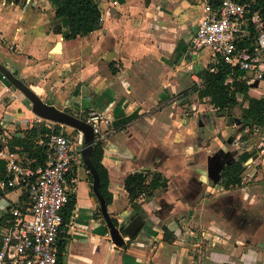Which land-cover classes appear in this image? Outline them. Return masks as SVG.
Segmentation results:
<instances>
[{
	"label": "crops",
	"instance_id": "crops-1",
	"mask_svg": "<svg viewBox=\"0 0 264 264\" xmlns=\"http://www.w3.org/2000/svg\"><path fill=\"white\" fill-rule=\"evenodd\" d=\"M38 1L50 12L0 0V39L17 43L16 53L0 44V63L44 102L94 108L112 124L102 140L107 203L99 177L95 185L83 163L77 131L35 115L29 98L0 72V149L41 122L73 134L79 153L68 175L73 208L58 233L64 264H264V193L244 184L225 188L220 175L245 151L206 114L222 111L195 92L180 94L201 82L198 70L209 63L208 52L192 53L189 42L209 0H102L99 27L73 39L52 25L53 5ZM228 138L234 143L223 151ZM141 170L160 171L168 183L131 202L123 181ZM25 197L20 186L7 188L0 227L9 205ZM106 216L122 245L113 241ZM136 216L143 223L129 237L124 227Z\"/></svg>",
	"mask_w": 264,
	"mask_h": 264
},
{
	"label": "built area",
	"instance_id": "built-area-1",
	"mask_svg": "<svg viewBox=\"0 0 264 264\" xmlns=\"http://www.w3.org/2000/svg\"><path fill=\"white\" fill-rule=\"evenodd\" d=\"M254 2L206 1L189 41L192 53L206 50L209 62L223 60L244 71L241 78L249 84L264 79V16L254 8ZM111 4L116 5L117 0ZM248 39L249 45H239ZM246 73L252 79H247ZM189 109L196 110L193 106ZM77 116L91 125L95 141H102L107 127L111 129L110 118L97 109L81 108ZM49 129L48 153L41 166H24L16 153L0 149V162L5 161L8 173V179L0 182V197L7 188L16 186L26 193L23 201L9 205L10 217L0 227V264H57L62 211L73 190L68 175L79 161V153L72 147L70 132ZM75 137L76 144L82 145V133L77 130Z\"/></svg>",
	"mask_w": 264,
	"mask_h": 264
},
{
	"label": "trees",
	"instance_id": "trees-1",
	"mask_svg": "<svg viewBox=\"0 0 264 264\" xmlns=\"http://www.w3.org/2000/svg\"><path fill=\"white\" fill-rule=\"evenodd\" d=\"M15 4L24 3L27 0H6ZM54 7V15L58 20L63 38L73 39L77 36L86 35L97 29L100 24L101 10L97 0H48ZM210 2L212 0H209ZM254 8L258 9L264 16V0H255ZM250 44V39L239 43L240 46ZM114 71V70H113ZM200 83H193L189 88L180 92L187 95L195 92L200 100L208 102L219 111H230L240 104L239 95L246 101L242 106V124L249 129L258 128L264 131V96L254 97L249 94L251 85L241 76L244 71L230 66L223 60L209 62L199 72ZM59 130V125L55 127ZM74 131H77L74 129ZM46 129L41 124H34L23 130L20 136H11L7 140L10 151L20 156V163L28 167H37L44 164L48 153ZM250 152H243L239 157L228 163L221 172L225 188H232L243 184L239 172L244 167V162L250 157ZM102 141L97 140L90 150V161L99 177V189L106 198L111 201V195L107 190L109 184L108 172L101 163ZM8 179L5 163L0 162V182ZM124 188L128 193L129 200L134 202L141 195L152 194L157 188L167 186L168 178L160 171L141 170L129 173L124 178ZM150 198V196H148ZM149 200V199H148ZM73 208V200L69 201L63 208V223L66 222L68 214ZM116 222L115 220H113ZM164 232L166 229L164 227ZM65 238H57V264H64L63 251Z\"/></svg>",
	"mask_w": 264,
	"mask_h": 264
},
{
	"label": "rangeland",
	"instance_id": "rangeland-1",
	"mask_svg": "<svg viewBox=\"0 0 264 264\" xmlns=\"http://www.w3.org/2000/svg\"><path fill=\"white\" fill-rule=\"evenodd\" d=\"M108 1L111 2V0H108ZM97 2L100 5L102 3V0H97ZM26 3L28 6H31L32 8H38L39 12H42V11L50 12L49 8H44V7L42 8V5H43L42 1L27 0ZM53 19L54 20L52 21V25L57 24L58 20H55L56 18H53ZM8 26L9 25H7V29H8ZM4 28L6 29V27ZM0 44L2 47L9 50L10 52L16 53V50H17L16 42H12V40H5L1 38ZM199 69L201 70L202 68H199ZM263 72H264V69H263ZM246 75H247V79H252L250 78V75L248 73H246ZM1 79L3 78L1 77ZM250 85L252 89L249 90V94L251 96H254V97L264 96V79L261 78L258 80H254ZM187 99H189L188 102H190L191 98H187ZM239 101H240L239 105L235 106L230 111H222V114L220 115L217 114L218 117H216L215 113L212 111H209L206 114L208 118L210 117L215 118L214 121L218 123L217 126H218L219 132H226L232 135L231 137H238L237 138L238 145L235 146L238 152L247 151L251 153L250 157L244 162L243 164L244 167L239 172V175H241V180L243 181L244 185H249L252 188H255V190L258 189L259 193H264V131H261L258 128L249 129L248 127H245L242 124L241 111H242V106L246 105V101L242 99L241 95H239ZM61 109L67 112H70L76 116L78 112L80 111V108H71V107L68 108L66 106H64ZM37 124H41L46 129V132L44 133V135L47 138V133L50 130L49 126H47L45 122H41ZM57 125L58 124H50V126L54 128ZM207 125H208V128L204 129L206 133L210 129L211 125H213V123L209 121L207 122ZM71 129L73 128L69 127V131ZM73 139H74L73 134H71V141ZM214 141L218 142L219 140L217 138H214ZM219 145L223 146V144L219 143L215 147H218ZM238 152H237V155H238Z\"/></svg>",
	"mask_w": 264,
	"mask_h": 264
},
{
	"label": "water",
	"instance_id": "water-1",
	"mask_svg": "<svg viewBox=\"0 0 264 264\" xmlns=\"http://www.w3.org/2000/svg\"><path fill=\"white\" fill-rule=\"evenodd\" d=\"M0 72L3 74L4 77L9 79L16 87H18L29 98L31 104V111L35 115L39 116L42 119L53 121L62 125H67L70 128L76 129L82 133L83 145L80 150L81 157L85 166L92 173L93 180L96 185L98 182V175L89 158L90 150L92 149V146L95 143L94 133L91 125L88 122H86L84 119L70 112L62 110L56 107L55 105L44 102L35 93H33L24 83H22V81L15 78L13 74L10 73V71H8L1 63H0ZM101 205H102V209L105 212V202L102 198H101ZM107 222H108V226L110 227V233L113 241L118 245H122L123 240L117 228L114 227V225L112 224L111 220L108 217H107ZM142 223H143L142 218L136 216L124 227V231L129 237H133L135 232L142 225Z\"/></svg>",
	"mask_w": 264,
	"mask_h": 264
},
{
	"label": "flooded vegetation",
	"instance_id": "flooded-vegetation-1",
	"mask_svg": "<svg viewBox=\"0 0 264 264\" xmlns=\"http://www.w3.org/2000/svg\"><path fill=\"white\" fill-rule=\"evenodd\" d=\"M69 108H70V107H69ZM233 141H234V140H232V139L229 141V138H228V140L226 141L227 145L225 146V148H222V150H223V151H228V150L230 149V147L233 145V143H234ZM231 161H233V160H231ZM231 161H230V162H231ZM230 162H228V163H230ZM228 163H226V164L224 165V167H225ZM224 167H223V168H224ZM221 172H222V171H221Z\"/></svg>",
	"mask_w": 264,
	"mask_h": 264
}]
</instances>
